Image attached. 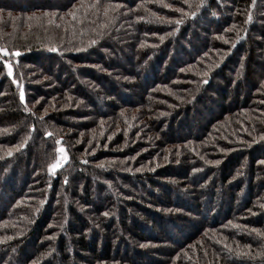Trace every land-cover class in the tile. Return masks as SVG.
Returning <instances> with one entry per match:
<instances>
[{
	"label": "trees",
	"instance_id": "trees-1",
	"mask_svg": "<svg viewBox=\"0 0 264 264\" xmlns=\"http://www.w3.org/2000/svg\"><path fill=\"white\" fill-rule=\"evenodd\" d=\"M0 48V264H264V0H0Z\"/></svg>",
	"mask_w": 264,
	"mask_h": 264
},
{
	"label": "snow or ice",
	"instance_id": "snow-or-ice-1",
	"mask_svg": "<svg viewBox=\"0 0 264 264\" xmlns=\"http://www.w3.org/2000/svg\"><path fill=\"white\" fill-rule=\"evenodd\" d=\"M0 52H4L5 55L8 54L7 53V50L6 49H3V48H0ZM15 55H19V52L15 53ZM8 74L9 75H12V68H11L10 65L8 66ZM21 99L23 100V93H21ZM61 151H63V149H61ZM9 154H11V153H9ZM58 166H59V164L57 163V164L52 165L51 167L52 168H55V167H58Z\"/></svg>",
	"mask_w": 264,
	"mask_h": 264
},
{
	"label": "rangeland",
	"instance_id": "rangeland-1",
	"mask_svg": "<svg viewBox=\"0 0 264 264\" xmlns=\"http://www.w3.org/2000/svg\"><path fill=\"white\" fill-rule=\"evenodd\" d=\"M11 66V65H10ZM11 68H12V66H11Z\"/></svg>",
	"mask_w": 264,
	"mask_h": 264
}]
</instances>
